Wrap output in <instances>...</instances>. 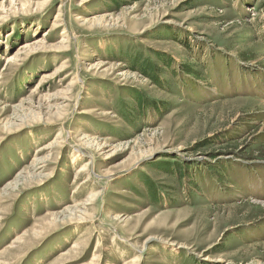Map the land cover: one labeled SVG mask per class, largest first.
Returning <instances> with one entry per match:
<instances>
[{
  "label": "rangeland",
  "instance_id": "1",
  "mask_svg": "<svg viewBox=\"0 0 264 264\" xmlns=\"http://www.w3.org/2000/svg\"><path fill=\"white\" fill-rule=\"evenodd\" d=\"M0 54V264H264V0H0Z\"/></svg>",
  "mask_w": 264,
  "mask_h": 264
},
{
  "label": "bare ground",
  "instance_id": "2",
  "mask_svg": "<svg viewBox=\"0 0 264 264\" xmlns=\"http://www.w3.org/2000/svg\"><path fill=\"white\" fill-rule=\"evenodd\" d=\"M48 2V1H47ZM41 9V8H40ZM66 31V30H65ZM68 35V34H67ZM23 46V45H22ZM25 47H26V45L23 47L24 49H25ZM23 48H22V50H23ZM13 57V56H12ZM9 59L10 57H7V56H3L2 54H0V60H5V59ZM105 62L106 61H104V62H102L103 64H105ZM101 63V62H100ZM101 65V64H100ZM102 66V65H101ZM88 140V139H87ZM90 142V141H89ZM93 142V141H92ZM53 144H54V142H53ZM90 144H92V143H90ZM51 145H52V143H49L48 145H46V146H44V148H43V150H45V149H47V148H50L51 147ZM93 145V144H92ZM96 147H98V146H96ZM103 148H104V146H103ZM100 149H102V148H100ZM76 151H79V149L78 150H76ZM79 154H82V153H79ZM78 154V155H79ZM36 155V154H35ZM45 158V157H44ZM47 158V157H46ZM93 158V157H92ZM45 161H47V160H45V159H43V157L41 158H37V160H35V167L36 168H41V167H43V166H40L41 164L43 165V163L45 162ZM88 164V163H87ZM86 166V165H85ZM31 171V170H30ZM86 171V170H85ZM83 172V171H82ZM95 174V173H94ZM30 175V174H29ZM25 177V176H24ZM99 193H101V190L99 189L97 192H95V194L94 195H97V194H99ZM96 198V197H95ZM83 208H85V207H83ZM66 211H68V212H70L71 213V215H73L74 213H76V211H77V209H72V208H68V210H67V208L65 209ZM81 211V210H80ZM82 212V211H81ZM62 213H64V212H62ZM56 216V215H55ZM66 218V217H65ZM77 218V217H76ZM81 218V217H80ZM80 218H78V219H80ZM83 219H84V217H83ZM85 221V220H84ZM87 221V220H86ZM143 249V248H142ZM98 258V257H97ZM212 262H214L215 260H211ZM95 263H97V262H95ZM126 264H129V263H126Z\"/></svg>",
  "mask_w": 264,
  "mask_h": 264
}]
</instances>
